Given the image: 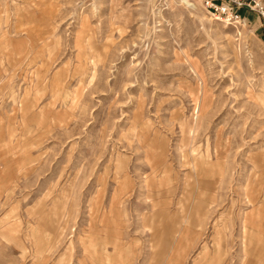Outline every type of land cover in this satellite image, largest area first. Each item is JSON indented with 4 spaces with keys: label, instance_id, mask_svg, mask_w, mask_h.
<instances>
[{
    "label": "rangeland",
    "instance_id": "rangeland-1",
    "mask_svg": "<svg viewBox=\"0 0 264 264\" xmlns=\"http://www.w3.org/2000/svg\"><path fill=\"white\" fill-rule=\"evenodd\" d=\"M0 264H264V0H0Z\"/></svg>",
    "mask_w": 264,
    "mask_h": 264
},
{
    "label": "built area",
    "instance_id": "built-area-1",
    "mask_svg": "<svg viewBox=\"0 0 264 264\" xmlns=\"http://www.w3.org/2000/svg\"><path fill=\"white\" fill-rule=\"evenodd\" d=\"M205 3L207 11L212 15L225 16L233 20L240 19V16H237L228 6L215 5L212 1H206Z\"/></svg>",
    "mask_w": 264,
    "mask_h": 264
}]
</instances>
